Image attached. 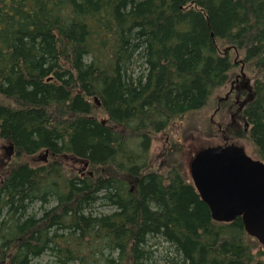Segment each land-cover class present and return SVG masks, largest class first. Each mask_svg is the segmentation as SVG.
<instances>
[{
	"label": "trees",
	"instance_id": "obj_1",
	"mask_svg": "<svg viewBox=\"0 0 264 264\" xmlns=\"http://www.w3.org/2000/svg\"><path fill=\"white\" fill-rule=\"evenodd\" d=\"M237 66L264 161V0H0V264H264L240 218L214 222L181 168L150 163Z\"/></svg>",
	"mask_w": 264,
	"mask_h": 264
},
{
	"label": "water",
	"instance_id": "obj_2",
	"mask_svg": "<svg viewBox=\"0 0 264 264\" xmlns=\"http://www.w3.org/2000/svg\"><path fill=\"white\" fill-rule=\"evenodd\" d=\"M188 167L211 219L228 224L240 218L245 234L264 251V161L249 158L242 146L226 144L200 149Z\"/></svg>",
	"mask_w": 264,
	"mask_h": 264
},
{
	"label": "rangeland",
	"instance_id": "obj_3",
	"mask_svg": "<svg viewBox=\"0 0 264 264\" xmlns=\"http://www.w3.org/2000/svg\"><path fill=\"white\" fill-rule=\"evenodd\" d=\"M236 71H238V73L240 72L239 66H237ZM227 89L226 87L224 90L222 89L215 93L209 104L202 110L188 115L180 121H176L170 126L166 133L153 136L150 150L151 168L154 170L166 171L169 167L179 166L185 181L191 182V180L187 178V173H189L188 163L200 149L206 146L218 145L216 140L218 138L221 139L218 129L221 127L224 130L228 122L224 109H227L231 102L233 105L234 97L232 94H228L229 97L228 99L226 98L228 93ZM219 100H221V102H219ZM98 119L104 120L102 117ZM238 144L244 147L249 158L258 159L254 147L247 138H240ZM166 145L169 146V150L167 152V158L163 159L159 157V155ZM175 149L178 151L174 152L173 157H171ZM13 154V150L11 151L9 149V145L0 141V172H6L9 163H11V161L15 162ZM45 158V154L42 153L35 157H23L20 161L29 163V165L34 167L42 163V161L39 160ZM14 165L15 164L12 166ZM185 165L187 167V173ZM166 248V245H160L156 253L157 259L170 252L165 250ZM50 257L51 256L43 255L40 260L35 261V264H54L53 259H51L52 257ZM158 264L162 263L158 262Z\"/></svg>",
	"mask_w": 264,
	"mask_h": 264
},
{
	"label": "flooded vegetation",
	"instance_id": "obj_4",
	"mask_svg": "<svg viewBox=\"0 0 264 264\" xmlns=\"http://www.w3.org/2000/svg\"><path fill=\"white\" fill-rule=\"evenodd\" d=\"M243 79L244 78L241 77V75L239 73V75L235 78V85H231L230 86L231 89L228 90V93H227V97H226L227 99L229 97L228 94L233 95L234 105H232V102H231L230 106L227 107V109H224V112L226 113V118H227L228 122L226 123V127L224 130L221 127L218 129L220 136H221V141L223 143H227V142L228 143L229 142L235 143L240 138L244 137L242 132L247 133L249 131L248 124L245 121H243V119H242V117H243L242 116V114H243V102L239 100L238 94H237L239 90H241V89L244 90L247 87V83L245 84V82H244L245 80H243ZM232 87L234 88L233 90H232ZM219 102H220V100H219ZM168 150H169V146H167V145L164 146L163 151L161 152L159 157L166 159ZM176 151H178V150L175 149L172 152L171 157H173V153ZM39 161H42V163H46V162H48V158L41 159ZM60 163L62 164L63 167H66L65 162L60 161ZM189 164H190V162L188 163L187 166H189ZM175 167L177 169L179 168V166H175ZM185 167H186V165H185ZM75 172L77 174L81 175V173L83 172V168L80 166H77ZM186 173H187V167H186ZM187 178H189V180H190L189 173H187Z\"/></svg>",
	"mask_w": 264,
	"mask_h": 264
}]
</instances>
